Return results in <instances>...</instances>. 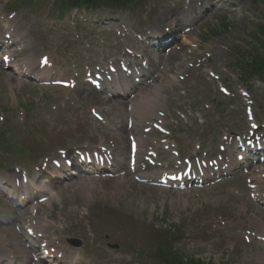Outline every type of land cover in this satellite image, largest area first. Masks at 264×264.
<instances>
[{"label":"rangeland","instance_id":"obj_1","mask_svg":"<svg viewBox=\"0 0 264 264\" xmlns=\"http://www.w3.org/2000/svg\"><path fill=\"white\" fill-rule=\"evenodd\" d=\"M39 2V4L33 3L32 5L27 6V12L23 17L27 29L30 31V42L40 43L41 39L46 41L47 38H44L43 36L47 34L56 35L54 36V39H52V42H55L57 41L56 37L59 33L53 29V25L47 26L42 21L43 8L46 2H42V0H39ZM242 3L244 7L246 6L247 9L249 8V12H252L251 4L247 3V0H243ZM262 6L263 3L258 6V10L261 9ZM256 8L254 9V12H256ZM245 11L247 10L244 8V11L242 9L239 12L229 13L226 17L229 21H232V23L234 22L233 30L226 35H219L216 39L222 38L228 43L230 40L227 35L232 36L231 33L234 32L235 29L239 31L236 36L238 38H243L245 30L248 29V23L251 21V17H253V14L246 13ZM217 20H219V18L216 17L215 14V16L207 19L203 23L208 22L209 26H219L220 22ZM203 30H205V27ZM59 35L63 36L61 34ZM191 38L197 39L195 35ZM201 39L202 38H198L197 40L202 43ZM216 39H211L208 42L210 43ZM61 41L62 42L60 43H63L62 48L70 43L64 37ZM207 44L203 45V47ZM43 45L44 44H41L37 46V48L42 50L44 49ZM224 49H227L226 45ZM219 61H226V55L221 51H219ZM226 65L227 63L224 64V66ZM10 76L12 75L0 72V162L4 159L2 158L4 155L17 156L25 160L23 156L27 152L33 154V156L30 157L31 160L40 161L41 158L49 157L53 154L61 145H63L62 147L70 148L71 146H78L83 143V138L80 134L64 136L61 133H52L54 136H49L47 134L49 130L47 125L46 130L42 132L41 128L44 121L41 114L56 115V112H54L55 107L60 105L65 98L62 90L55 92V89L50 88L51 90H49V87L31 85L22 80L21 85L16 89L12 82L18 81V79L12 76L13 81L10 79ZM8 81L10 83L6 84ZM229 86L231 89L235 87L233 80L229 81ZM211 88L213 87L208 86L207 91L211 92ZM193 96L194 94L191 91V93L186 95V99L190 102L191 97L193 98ZM172 105L176 108L182 106L180 104ZM68 109L70 110V113H76V110L72 108ZM57 111L60 112L61 109L57 108ZM56 118L57 117L52 118L51 122ZM40 142H45L43 144L47 145L43 146L41 143L42 145L40 146ZM7 160L9 166L21 164L17 161H11L10 159ZM24 165L27 166L29 163L25 162ZM74 182H78V180H75ZM88 191L91 194L90 198H86L78 191H72L70 187L63 189L62 193H65V197L62 199V202L69 204H64L63 209L57 207L54 210L53 215L55 217L59 216L60 211L62 210L64 216L70 218V221H76L79 223L81 221V219L78 218V216L81 215L79 209L85 210V208H88L87 211L89 212V217H85L79 223L82 233H85L86 237L89 236L87 234L88 231L91 232V235H96L99 239V244L101 245H107L108 243L109 246L110 243L117 244L120 247V250L114 253L115 255L122 254V258L112 259L111 257L113 255L109 250H107L109 253L102 252L104 256L109 257V264H148L147 257H149L153 246L159 240L157 231L164 226V222L155 218H161L166 221V225H172L176 224V219L178 217L176 216V213L191 214L196 212L198 214L202 213L204 207L210 206L209 199L205 200L202 198L203 195H200L199 197L190 198L191 202L182 209L169 201H167V203L161 201L162 198H167V196H163V193L159 190L153 191L148 188H138L136 190L138 195L135 197L128 192L117 193L115 196H112L108 190L100 192L101 188L99 187V182H95L94 186ZM184 196L189 197L187 194H184ZM75 203L82 205L79 208L77 207L76 211ZM161 204L164 205L166 209H162ZM94 217L96 219H93ZM88 222H91L89 227H87ZM205 223L208 225V220H205ZM105 225H108L109 228L105 229ZM91 227L92 229H90ZM6 230L10 229L6 228L0 230V235L6 233ZM104 235L111 238L105 240L103 239ZM224 244L225 243H223L218 250H211V255L208 254L206 257L209 260L208 264H222L223 259H228L229 262L231 261L229 257L220 255L226 253V249L223 247ZM104 248L106 247L102 246V249ZM186 248L190 251L189 247ZM99 254L98 251L92 250L90 257H95ZM104 260L105 259L102 258L97 264H102Z\"/></svg>","mask_w":264,"mask_h":264},{"label":"bare ground","instance_id":"obj_2","mask_svg":"<svg viewBox=\"0 0 264 264\" xmlns=\"http://www.w3.org/2000/svg\"><path fill=\"white\" fill-rule=\"evenodd\" d=\"M171 56V54L169 53L167 59H166V65L168 68V71L165 75V73L159 75L160 76V80L157 82V84H148L145 86V88L142 89L141 92L137 93L132 101V106L130 108V112H123L121 113V115H118L116 113V110H110L109 111V118L107 119V121H109L110 123L107 124V127H113V130L111 131V133L109 132L108 137L104 138V145H108L112 142L113 145V150H114V154H115V161L113 162L112 165V169H107L108 172H115V173H121L122 171H126V164L128 163L129 160V155L127 153V158H126V143H128L127 139L124 138L125 136V132H126V128L125 126H120V128H116V123L120 122L119 120L122 119L123 122V118L124 117H132V119L135 122V128L133 129V126L131 128L132 131V135L133 137V144H135V148L137 147V155H138V161L137 164L139 166L138 172H141V177L145 178V179H151L152 174L151 173H144L142 172L145 169V164L140 160V155L142 153H144L146 147H148L149 145V140L148 138H146L145 135H143L141 132L139 133L137 131V128L140 125H145L144 122H146L147 119H150L151 117L156 116L158 113V109L160 107H162V98L160 97V92L166 88V87H174L178 86L179 83V78H177V76H175L176 72H180L182 71V76H186L188 74V82H190L191 80H193V76L192 73H196V69L190 68V67H185L179 70L178 68V64H176L178 56L175 53L171 60L169 59V57ZM149 62H151V60H149ZM169 62V63H168ZM150 64V63H148ZM192 65V64H189ZM152 66V65H151ZM192 67V66H191ZM190 68V69H189ZM125 76V75H123ZM123 76H121V78H119V80H124ZM195 78L198 79V76L196 75ZM19 82H16L15 84V88L17 89L19 86ZM190 84V83H188ZM135 88V87H133ZM89 94V93H88ZM108 110V109H107ZM106 110V112H108ZM105 113V112H104ZM106 114V113H105ZM145 127V126H144ZM104 145H100V146H104ZM102 149V148H101ZM103 150V149H102ZM87 153V152H86ZM229 154V153H228ZM166 170H163L161 173H164ZM262 180L255 182L256 185H260L261 189H264V182H261ZM100 182L102 184H104V186H102V190L100 192H104V190H108L109 188L111 195H115L118 191L121 190V187L127 182L125 176H118L117 178H113V179H100ZM93 187V182L92 180H86V181H80L78 182L77 185V189L82 190L83 195L84 196H90L89 194V189ZM46 191V193L48 192L49 197L51 198L52 195L55 193V189L53 187H51L50 185L43 187ZM255 191H258L257 189H255ZM136 191H134L133 195H135ZM50 203V199L47 201V204ZM264 228V227H263ZM1 246V243H0ZM63 255H65V252H61ZM256 261L258 264H264V255L259 254L256 257Z\"/></svg>","mask_w":264,"mask_h":264},{"label":"trees","instance_id":"obj_3","mask_svg":"<svg viewBox=\"0 0 264 264\" xmlns=\"http://www.w3.org/2000/svg\"><path fill=\"white\" fill-rule=\"evenodd\" d=\"M111 2H115V0H110ZM264 46V45H263Z\"/></svg>","mask_w":264,"mask_h":264}]
</instances>
